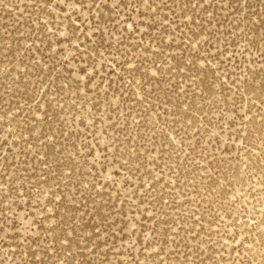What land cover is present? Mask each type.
I'll use <instances>...</instances> for the list:
<instances>
[{"label": "rangeland", "instance_id": "rangeland-1", "mask_svg": "<svg viewBox=\"0 0 264 264\" xmlns=\"http://www.w3.org/2000/svg\"><path fill=\"white\" fill-rule=\"evenodd\" d=\"M0 264H264V0H0Z\"/></svg>", "mask_w": 264, "mask_h": 264}]
</instances>
